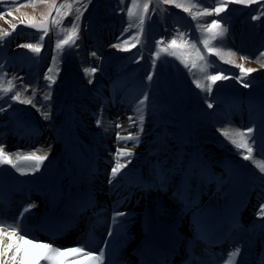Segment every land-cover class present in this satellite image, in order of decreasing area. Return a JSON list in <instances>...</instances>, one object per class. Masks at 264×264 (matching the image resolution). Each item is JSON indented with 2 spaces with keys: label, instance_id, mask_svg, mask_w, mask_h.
I'll return each mask as SVG.
<instances>
[{
  "label": "bare ground",
  "instance_id": "obj_1",
  "mask_svg": "<svg viewBox=\"0 0 264 264\" xmlns=\"http://www.w3.org/2000/svg\"><path fill=\"white\" fill-rule=\"evenodd\" d=\"M151 2L158 12V32L148 35L147 40L143 37L140 43L135 35H129L135 41L127 52L123 51L130 41L126 35H104L114 36L120 44L103 35L93 36L96 41L87 43L90 31L85 17L102 0L74 1L60 32L55 31V24L29 26L21 10L2 13L0 6V132H10L19 116L34 118L43 132L35 141L26 142L25 147L34 149L32 154L36 156H47L43 164L48 168L61 148L66 116L76 115L73 122L80 132L84 136L94 134L99 142V156L111 160L110 165L98 164L105 173L93 182L95 189H106L112 168L119 165L110 185H120L122 196L130 195L135 201V195L144 194L127 210L133 209L134 215L133 248L145 253H149L154 241L151 237L149 244L144 242L148 235L144 231L146 210L147 214L163 215L152 230L163 233L171 211L167 205L170 195L173 190L189 192L198 165H209L221 174L218 167L226 161L242 164L256 189L264 188V158L253 150L263 132L264 102L242 95L252 89V78L241 72L249 67L259 74L253 75L254 79H264V38L247 33L245 21L235 17L228 24L229 35H225L223 49L214 56L210 45L215 35L209 40L189 35V28L181 19L164 16L161 0ZM121 40L126 44H121ZM172 40L177 41L176 47L171 46ZM192 40L195 41L190 43ZM197 42L200 46L207 42L205 57H214L213 65H205L204 56L194 49ZM27 44L38 46L40 51L46 46L47 57L43 54L44 59H39V53L24 47ZM139 64L138 72L130 70ZM149 75L151 80L147 79ZM212 75L229 78L212 84ZM244 83L250 86L245 88ZM216 87L219 88L215 95L211 91ZM28 100L32 103H21ZM129 135L134 139H126ZM12 145L13 149L22 150L14 141ZM127 151L133 155H126ZM154 160L171 176L167 183L173 188L164 195L128 183ZM106 166L110 167L108 171ZM89 185L84 182L82 187ZM207 189L203 187L202 191ZM100 197L101 201L110 200L108 194ZM182 211V207L177 209L179 214ZM189 218L194 222L192 214Z\"/></svg>",
  "mask_w": 264,
  "mask_h": 264
},
{
  "label": "rangeland",
  "instance_id": "obj_2",
  "mask_svg": "<svg viewBox=\"0 0 264 264\" xmlns=\"http://www.w3.org/2000/svg\"><path fill=\"white\" fill-rule=\"evenodd\" d=\"M74 1L76 0H0V4L5 6L3 13L14 14L17 10H21V14L25 15V19H27L26 23L29 26L46 23L50 25L55 24V31L60 32L65 25L64 19ZM161 2L164 6V16H174L182 19L188 24L190 35L205 36V39L208 40L215 35V40L210 45L214 56H216L217 52L219 53L220 49H223L222 44H224L223 42L227 33V22L232 17L244 19L245 27L249 30V34L259 35L261 38H264V0H253L250 4L233 3L232 0H172L171 3H164L161 0ZM15 3L22 4L24 7L20 9L15 6ZM217 6L223 7L226 10L217 15L214 11ZM209 9L212 11H209ZM158 20L157 9L152 5L151 0H108L102 5L91 8L85 17L87 29H89L90 34H93L88 35L87 43L92 40V42L96 41L92 38L96 35H103L102 37H105L104 35L109 33H113L114 36L126 35L130 41L128 45L123 47V51L127 52L136 39L139 41L145 37L147 40L149 39L148 35L157 34L159 29ZM213 21H217L218 26L214 30L209 31L211 22ZM129 35H135V40L134 38L131 39ZM114 36L105 38L120 44L114 39ZM194 41L192 40L190 43ZM123 42L121 40V44ZM205 44L207 45V42ZM206 45L200 46L199 42H197L194 49L204 56L202 59L205 65H213L214 57H208V55L205 57V48L208 47ZM43 54L47 57L46 46L36 56L39 59H44ZM245 58L248 59L247 56ZM139 65L131 67L130 70H137L138 72L141 68V65ZM205 72H208V70ZM253 75L259 74H256L255 70L246 74V77L252 78V89L248 92L242 91V95L248 97V99L256 98L264 102V79H254ZM224 83L228 87V84ZM218 88H213L211 92H216L214 93L216 95ZM228 90L226 89V91Z\"/></svg>",
  "mask_w": 264,
  "mask_h": 264
},
{
  "label": "snow or ice",
  "instance_id": "obj_3",
  "mask_svg": "<svg viewBox=\"0 0 264 264\" xmlns=\"http://www.w3.org/2000/svg\"><path fill=\"white\" fill-rule=\"evenodd\" d=\"M164 3H171L172 0H163ZM233 3H252L253 0H232ZM226 9L223 7H217L214 9L215 13L218 15L221 12L225 11ZM187 11V9H185ZM209 11H212L209 9ZM218 26L217 21L211 22V26L209 28V31L214 30ZM32 27H36V25H32ZM46 32V29L44 30ZM43 38V37H41ZM68 41L65 40L64 43L66 44ZM118 47V45H116ZM171 46L176 47L177 41L172 40ZM24 47L29 48L34 53H39L40 48L38 46H33L32 44L24 45ZM127 50V49H125ZM211 51V49H209ZM154 71V69H153ZM254 71L253 69H241L242 73H250ZM151 75L147 77V79L151 80ZM228 76H222V75H212L209 77L212 84H216L218 80H226L228 79ZM50 79V78H49ZM199 86V85H197ZM243 86L245 88L249 87L250 85L247 83H244ZM15 99H19L18 96L15 97ZM144 99H148V97L145 95ZM21 103H28L31 104L32 101H21ZM213 105L212 103L208 104V107L211 108ZM47 118V117H45ZM131 120V117H129ZM143 118H141V121ZM99 123V121H97ZM140 131L142 132L143 129L141 128ZM248 131L251 133L253 129L250 127ZM225 135L227 136V133L225 132ZM120 137L117 136V140L119 141ZM126 139L133 140L134 137L132 135H129ZM119 151V150H118ZM251 151V149H249ZM126 155L132 156L133 153L131 151H127ZM26 160H34L36 162V167L38 168L39 165L47 159V156H36L34 154L24 157ZM244 159H249L248 156H244ZM0 163L2 164H13L12 159H10L7 155H5L2 148H0ZM15 167V165H13ZM120 166L112 168L110 173V179L109 184H112V176L116 175L117 169ZM34 206V205H33ZM264 211V207L261 209ZM128 213L126 212H114L113 213V222L116 221L117 217L127 216ZM123 229V223L121 222L119 226L116 229L117 234ZM108 237L111 238L113 235V232L111 228L108 231ZM15 238V239H13ZM105 245L107 246V240L105 241ZM30 246V247H28ZM43 248L45 251L43 254L35 251V249ZM236 251H239V248L236 249ZM103 255V252L100 253ZM80 255H88L92 258V262L95 261V256L92 253V251H88L87 253L84 252L82 247H72L66 250H61L59 248H53L50 243H41L36 242L35 239H28L27 234H18V231L16 229H13L11 231H8L7 233H4L2 229H0V264H41V261H45L46 264H71V261H65L64 257L68 256H80Z\"/></svg>",
  "mask_w": 264,
  "mask_h": 264
}]
</instances>
